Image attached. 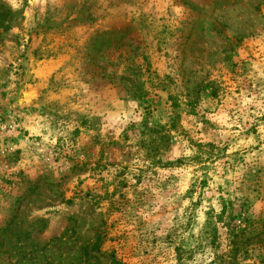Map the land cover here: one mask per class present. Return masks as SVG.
<instances>
[{
    "label": "rangeland",
    "instance_id": "374dc122",
    "mask_svg": "<svg viewBox=\"0 0 264 264\" xmlns=\"http://www.w3.org/2000/svg\"><path fill=\"white\" fill-rule=\"evenodd\" d=\"M0 264H264V0H0Z\"/></svg>",
    "mask_w": 264,
    "mask_h": 264
},
{
    "label": "trees",
    "instance_id": "16d2710c",
    "mask_svg": "<svg viewBox=\"0 0 264 264\" xmlns=\"http://www.w3.org/2000/svg\"><path fill=\"white\" fill-rule=\"evenodd\" d=\"M8 27V26H7Z\"/></svg>",
    "mask_w": 264,
    "mask_h": 264
}]
</instances>
